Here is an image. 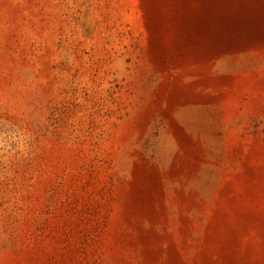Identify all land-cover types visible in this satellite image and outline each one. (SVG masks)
<instances>
[{
    "label": "rangeland",
    "instance_id": "obj_1",
    "mask_svg": "<svg viewBox=\"0 0 264 264\" xmlns=\"http://www.w3.org/2000/svg\"><path fill=\"white\" fill-rule=\"evenodd\" d=\"M0 264H264V0H0Z\"/></svg>",
    "mask_w": 264,
    "mask_h": 264
}]
</instances>
